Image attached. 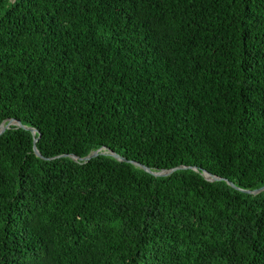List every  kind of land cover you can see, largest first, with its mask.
<instances>
[{
	"label": "trees",
	"instance_id": "1",
	"mask_svg": "<svg viewBox=\"0 0 264 264\" xmlns=\"http://www.w3.org/2000/svg\"><path fill=\"white\" fill-rule=\"evenodd\" d=\"M11 119L0 264H264V0H0Z\"/></svg>",
	"mask_w": 264,
	"mask_h": 264
},
{
	"label": "water",
	"instance_id": "2",
	"mask_svg": "<svg viewBox=\"0 0 264 264\" xmlns=\"http://www.w3.org/2000/svg\"><path fill=\"white\" fill-rule=\"evenodd\" d=\"M12 126H16V127H19V128H23L29 132H31V134L33 135L34 137V153L36 154L37 157L41 158V159H45L43 158V156L41 155V153L39 152V150L37 149V142L39 141V136H37L38 134V131L36 129H33V128H29V127H26L24 126L20 121H16L14 119H11L9 121H5L1 124L0 126V136L3 135L7 130H9ZM104 149V150H103ZM103 149H100L98 151H95L93 152L92 154H90L89 156L85 157V158H79V157H76L74 155H64L63 157H71L74 161H80V162H83V163H87L89 161H91L92 159L94 158H97L98 156L100 155H108V156H111L119 161H122V162H127V163H131L137 167H140L141 169H143L144 171H146L147 173L153 175L154 177H157V178H167V177H170L171 175H173L176 171H179V170H195L197 171V168L196 167H186V166H179V167H176V168H173L171 170H163V171H153L151 170L149 167L143 165V164H140V163H137V162H134V161H129L127 160L126 158L124 157H121L120 155H118L117 153L109 150V149H106V148H103ZM45 160H51V159H45ZM204 177L210 181V182H218V181H226L230 186H232L233 188L239 190L234 183L232 182H229L227 181L226 179H223V178H220V177H216L206 171H204L203 173ZM241 192L245 193V194H248V195H259L261 193L264 192V186L259 188V189H256V190H253V191H247V190H240Z\"/></svg>",
	"mask_w": 264,
	"mask_h": 264
}]
</instances>
